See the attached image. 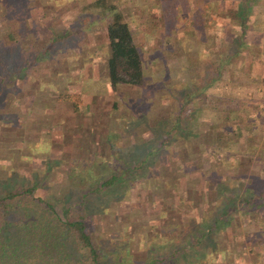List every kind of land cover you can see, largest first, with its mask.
<instances>
[{
	"label": "rangeland",
	"instance_id": "rangeland-1",
	"mask_svg": "<svg viewBox=\"0 0 264 264\" xmlns=\"http://www.w3.org/2000/svg\"><path fill=\"white\" fill-rule=\"evenodd\" d=\"M89 2L0 0V58L9 56L15 71L0 101V188L39 184L35 193L61 206L79 202L83 199L81 190L97 184L110 171H118V165L104 158L96 146L104 145V133H114L116 153L130 165H137L172 124L173 92L178 93L188 84L193 87L200 77L204 63L200 56L204 50V30L190 26L188 15L201 10L202 0H192V5L191 0H115L132 23L136 43L142 46L148 75L143 87L120 85L116 91L107 87L106 77L102 76L109 53L103 35L106 20ZM252 4L255 10L262 9L257 23L264 22V0H252ZM172 26L175 27L173 33L165 35L166 29ZM66 29L69 30L66 36L53 38L54 34L64 35ZM10 32L17 41L6 51L3 43ZM260 34L264 37V33ZM43 44L48 45L46 52H38ZM247 47L251 50L249 44ZM260 56H264V50ZM25 58L29 59L27 63L23 61ZM35 58H44V61L29 70ZM261 60H255L252 65L253 70L260 72L259 79L247 83L244 79L250 74L242 64L243 67L239 65L241 69L238 67L232 74L234 81L224 88L225 92L231 90L249 102L258 100L257 114L264 112V63ZM71 100L79 103L77 110L72 109ZM114 100L116 106H113ZM56 118L61 120L56 121ZM183 125L186 122L180 125L181 129ZM93 132L95 137H90ZM258 137L260 143L255 147L246 146L243 141L246 148L249 145L253 148L242 156L241 164L247 170L264 168L263 160H254L261 155L264 132L260 131ZM56 144L59 147L56 148ZM167 149L148 155V161L139 172L150 169L151 174L157 176L159 169L171 163V155L178 154L175 148ZM93 152L98 154V180L80 177L81 171L90 168L77 167ZM135 178L118 181L105 191L84 197L88 227L111 255L118 247H128L135 258L147 253L155 255L165 249L164 242L174 237H168L173 228L147 218L153 215L145 203L151 200L145 187L152 184ZM187 184L195 185L192 180ZM162 194L166 199V191ZM171 213L173 211L168 214ZM176 232L182 234L183 231L177 228ZM221 240L226 242L229 237ZM249 247L247 245L244 251L246 264H264V252L263 258L256 260L259 248L252 251ZM227 258L230 264L238 263L235 251L229 250Z\"/></svg>",
	"mask_w": 264,
	"mask_h": 264
},
{
	"label": "trees",
	"instance_id": "trees-1",
	"mask_svg": "<svg viewBox=\"0 0 264 264\" xmlns=\"http://www.w3.org/2000/svg\"><path fill=\"white\" fill-rule=\"evenodd\" d=\"M202 1L201 10L188 15L190 26L204 30V50L200 52L204 62L202 72L193 87L188 84L178 93L173 92L172 124L148 153L156 155L168 147L177 149L178 154L169 156L171 163L159 169L157 176L151 174L150 169L142 173L139 170L148 161V155L137 165H130L116 153L114 133L109 131L104 133L107 136L103 137L104 145L96 146L104 158L118 165V171H110L98 180V154L93 152L77 167H89V171H81L79 176L99 182L81 190L83 199L79 202L61 206L55 200L36 194L39 184L0 188V264H230L229 250L235 251L236 264H246L247 245L248 250L259 248L256 260L263 258L264 168L247 170L241 162L243 153L248 155L253 149L246 146L255 147L260 143L258 133L264 132V112L255 113L258 100L249 102L231 90L224 91L234 81V70L241 69L242 64L250 74L244 79L247 83L259 79L260 72L253 70L252 65L258 59L264 63V56H260L264 50L260 46L264 43L260 34L264 33V22L256 20L262 9L255 10L252 0ZM89 5L97 7L98 15L106 20L103 35L109 53L102 76L106 77L107 87L114 91L120 85L143 87L148 77L146 63L131 21L115 0H90ZM174 30V26L168 27L165 35H171ZM68 33L66 29L64 35L54 34L53 38L59 39ZM5 39L3 46L8 51L17 38L10 32ZM47 47L43 44L38 52H46ZM41 60L44 58H35L28 69ZM9 61L7 55L0 58V101L7 81L15 73ZM258 94L263 99L261 91ZM70 103L73 110L78 109L77 101ZM116 105L114 100L113 106ZM184 122L186 125L181 129ZM91 134L90 137H95L94 132ZM260 152L254 160L264 161V145ZM210 175L213 178L208 179ZM131 177L152 184L145 187L151 199L145 203L154 217L147 218L173 228L168 234L169 238L174 236L173 239L164 242L165 249L155 255L146 252L147 256L135 258L128 247H118L111 255L88 227L84 197ZM188 180L195 185L189 186ZM163 191L167 193L166 199L162 198ZM172 211L173 218L168 214ZM177 228L182 229V234H177ZM228 237L226 242L221 240Z\"/></svg>",
	"mask_w": 264,
	"mask_h": 264
},
{
	"label": "crops",
	"instance_id": "crops-1",
	"mask_svg": "<svg viewBox=\"0 0 264 264\" xmlns=\"http://www.w3.org/2000/svg\"><path fill=\"white\" fill-rule=\"evenodd\" d=\"M193 4L192 0H191V5Z\"/></svg>",
	"mask_w": 264,
	"mask_h": 264
}]
</instances>
